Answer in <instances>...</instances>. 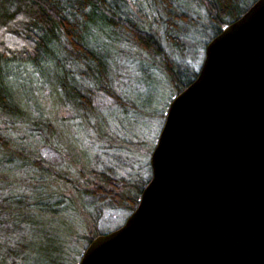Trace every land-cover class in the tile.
<instances>
[{
  "label": "water",
  "instance_id": "1",
  "mask_svg": "<svg viewBox=\"0 0 264 264\" xmlns=\"http://www.w3.org/2000/svg\"><path fill=\"white\" fill-rule=\"evenodd\" d=\"M150 165L135 212L80 264H264V0L207 45Z\"/></svg>",
  "mask_w": 264,
  "mask_h": 264
},
{
  "label": "trees",
  "instance_id": "2",
  "mask_svg": "<svg viewBox=\"0 0 264 264\" xmlns=\"http://www.w3.org/2000/svg\"><path fill=\"white\" fill-rule=\"evenodd\" d=\"M188 1L205 9L204 20H199L193 28L205 25L203 29L212 34L211 41L246 14L258 0ZM179 2L0 0V264H26L28 253L34 252L27 246L24 234L28 226L40 225L37 218L41 214H60L67 210L62 208L65 185L70 190L84 192L85 196L92 194L102 203L122 208L131 215L151 180L130 185L111 166L100 171L92 163L82 172L95 168L94 176L98 178L89 183L93 184L92 190H81L79 181L84 177L81 170L80 177L75 175V181L70 179L77 166L71 142L63 140L64 137L32 101L31 114H28L22 96L10 86L14 73L25 74V81L30 80L32 91L33 83L45 78L42 86L49 87L54 98H65L81 112V116L89 118L94 112L91 108L93 90L89 83H94L98 91L109 92L102 76L109 71L110 65L105 50H111L116 39H132L153 57L163 55L167 69L169 59L158 48L160 40L148 32L141 20L151 13L167 42L180 48L181 25L189 23L190 9L182 8L180 5L183 4ZM173 69L168 67L167 73L179 95L196 80L198 73L186 83L184 71ZM95 113L97 115V111ZM41 148L53 151L52 155L59 156V161L40 157ZM26 194H36L33 205L36 213L28 224L26 218L22 219ZM94 209L95 213L100 211L96 206ZM106 234L91 233L89 238H93L89 241ZM50 258L35 259V263L48 264L51 260L53 264ZM46 259L49 260L45 262Z\"/></svg>",
  "mask_w": 264,
  "mask_h": 264
},
{
  "label": "rangeland",
  "instance_id": "3",
  "mask_svg": "<svg viewBox=\"0 0 264 264\" xmlns=\"http://www.w3.org/2000/svg\"><path fill=\"white\" fill-rule=\"evenodd\" d=\"M179 3L183 4L180 5L182 8L190 9L189 23L181 25L183 34L180 48L167 42L162 28L151 13L143 17L141 23L160 40L158 48L169 59L167 69L184 71L187 83L200 72L206 45L212 34L203 29L205 25H199V29L193 28L199 20H204V8L191 5L188 0H180ZM105 54L109 56L110 65L109 71L102 76L110 90L108 93L101 92L94 88V83H89L93 90L91 108L94 109L89 118L87 115L81 116V112L74 105H69L65 98H54L50 88L42 86L45 78L33 83L32 91L30 80L25 81V74L15 72L10 84L16 89V94L22 96L29 115L32 101L39 106L42 116L64 137L63 140L71 142L77 166L74 177L70 179L75 181V175L80 177L81 170L84 177H80L79 183L84 191L92 190L93 184L89 183L98 178L94 176L96 169L102 171L110 166L130 185L151 178V156L170 104L178 94V88L164 66L163 55L153 57L126 37L112 42V49H106ZM44 148L40 149V157H52L59 161V156H53V151ZM92 163L96 169L82 172ZM26 195L23 207L25 216L22 219L26 218L28 224L36 213L33 206L36 194ZM63 196L62 208L67 209L65 212L41 214L37 218L40 223L38 227L28 226L24 234L25 242L34 253H28L26 264H36L35 259L42 261L44 257H51L53 264H79L89 240L93 238H89L91 233L101 235L114 232L130 216L122 208L116 209L106 202L102 203L92 194L85 196L82 191L70 190L68 185L64 187ZM94 206L100 209V214L94 212ZM48 264H51V260Z\"/></svg>",
  "mask_w": 264,
  "mask_h": 264
}]
</instances>
